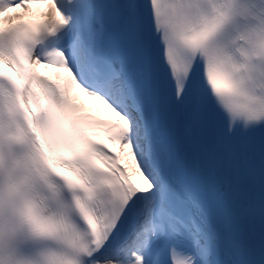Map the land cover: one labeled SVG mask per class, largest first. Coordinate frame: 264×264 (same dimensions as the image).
<instances>
[{
    "label": "snow or ice",
    "instance_id": "1",
    "mask_svg": "<svg viewBox=\"0 0 264 264\" xmlns=\"http://www.w3.org/2000/svg\"><path fill=\"white\" fill-rule=\"evenodd\" d=\"M0 264H264V0H0Z\"/></svg>",
    "mask_w": 264,
    "mask_h": 264
}]
</instances>
